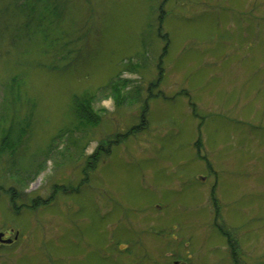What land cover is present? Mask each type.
<instances>
[{
	"label": "rangeland",
	"instance_id": "obj_1",
	"mask_svg": "<svg viewBox=\"0 0 264 264\" xmlns=\"http://www.w3.org/2000/svg\"><path fill=\"white\" fill-rule=\"evenodd\" d=\"M32 1L0 0V113L16 77L30 118L0 264H214L221 218L264 264V0ZM82 92L97 123L57 137Z\"/></svg>",
	"mask_w": 264,
	"mask_h": 264
},
{
	"label": "trees",
	"instance_id": "obj_2",
	"mask_svg": "<svg viewBox=\"0 0 264 264\" xmlns=\"http://www.w3.org/2000/svg\"><path fill=\"white\" fill-rule=\"evenodd\" d=\"M51 1V0H50ZM36 3H41L42 6L45 9H48L53 13L55 9V4L50 6L49 5V0H36L32 1L31 7L28 8V17L31 20L33 17V7L34 4ZM8 87L10 89V93H12L14 96L12 97H4V103L7 104L6 111L0 113V153H6L7 151L10 153L11 156H14L18 148H20V145H22V142L24 141V137L27 136V132L30 127V118L29 115L27 117H21L19 118V112L18 109L13 108L15 102L19 100L20 94L18 93L19 91V83L17 82V78L14 77L9 83ZM122 86L119 85L118 83L114 85L115 90L119 92L120 88ZM138 94L140 92L137 90L136 94L134 96L138 97ZM91 98L92 95L88 94L87 92H82L79 93V95H74L71 100V105H72V112H73V120L71 121L70 125L67 126L68 128L64 131L61 130L57 137H59L60 133L67 132L70 134L73 130L82 128H86L91 125H95L97 123L98 116L94 111L92 110V105H91ZM134 98V97H133ZM133 100V99H132ZM137 100V99H134ZM31 113V112H30ZM7 150V151H6ZM104 150V149H103ZM102 150V151H103ZM108 147L106 148L105 151L108 152ZM96 153H102L101 148L98 149V151L94 152L92 156H90V159H87V165L92 166L95 164V162L98 159L96 157ZM47 154V153H46ZM44 154V155H46ZM16 172L21 171L23 172L24 170L18 169L15 170ZM26 172V170L24 171Z\"/></svg>",
	"mask_w": 264,
	"mask_h": 264
},
{
	"label": "flooded vegetation",
	"instance_id": "obj_3",
	"mask_svg": "<svg viewBox=\"0 0 264 264\" xmlns=\"http://www.w3.org/2000/svg\"><path fill=\"white\" fill-rule=\"evenodd\" d=\"M214 201V200H213ZM210 211V208H209ZM216 214V213H215ZM214 214V215H215ZM215 222H218V217H215ZM220 220H222V222L213 224V226L211 225L210 227H212V230H215V238L216 240L219 242H222V245L218 243L219 248H221L222 253L219 254L218 256H216L214 258V264L217 263H222L223 264H246L245 259L243 258V254H242V248L240 246V243L238 241V238H234V237H230L228 235V232L225 230V228H223L222 226L225 224L223 222L224 218H221ZM5 239H8L6 235L3 234L2 236ZM178 239V237H177ZM13 241H11L10 243H4L0 241V248L1 246H8L12 243ZM242 250V251H241ZM172 264H190L188 263V261H186L185 259L181 260L180 258H174L172 259Z\"/></svg>",
	"mask_w": 264,
	"mask_h": 264
},
{
	"label": "water",
	"instance_id": "obj_4",
	"mask_svg": "<svg viewBox=\"0 0 264 264\" xmlns=\"http://www.w3.org/2000/svg\"><path fill=\"white\" fill-rule=\"evenodd\" d=\"M2 236H3V232L0 231V241L1 242L8 243V242L11 241V238L10 239H5Z\"/></svg>",
	"mask_w": 264,
	"mask_h": 264
}]
</instances>
